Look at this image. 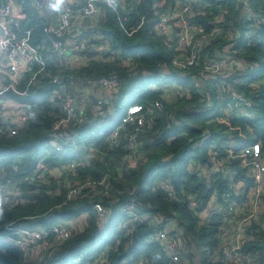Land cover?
Here are the masks:
<instances>
[{
	"label": "trees",
	"instance_id": "trees-1",
	"mask_svg": "<svg viewBox=\"0 0 264 264\" xmlns=\"http://www.w3.org/2000/svg\"><path fill=\"white\" fill-rule=\"evenodd\" d=\"M153 2L126 0L122 10L116 0L98 2L99 22L85 23L74 38L77 45L85 43L76 58L87 65L63 69L44 51L39 52L40 59L46 58L43 66L36 64L23 75L18 91L28 86L27 96L14 97L27 104L29 118L13 137H0V184L17 188L9 202L0 205V236L12 222L32 231L63 226L68 236L62 242L49 236L35 259L0 242V264H168L159 245L146 243L152 231L164 227L172 229L177 240L183 237L188 250L199 253L200 264H225L218 251L219 216L204 219L201 214L212 199L218 203L232 193V184L250 186L251 180L237 158L225 161L233 173L213 169L209 149L224 158L231 146L258 143L264 153V0H247L261 22L258 27L247 20L237 0H207L208 6L190 17L193 25L203 28L200 37L215 35L199 47L200 65L205 56L225 49L245 67L236 66L223 78L246 103L228 114L223 113L226 104L216 99L215 79L201 89L174 68L176 39L157 35ZM31 7L25 6L22 27L30 30L29 42L36 47L47 40L44 28L51 20ZM218 13H223L221 22L214 20ZM55 76L73 96L76 113L83 115L82 122H68L57 130L59 149L49 142L52 125L66 118L61 101L52 99L57 94L50 83ZM102 80L110 86H103ZM167 88L182 96L168 100ZM137 104L143 108V123H123L126 109ZM114 130L118 135L111 140ZM195 164L206 167L207 173L198 175L196 168H189ZM55 166L66 167L58 183L36 180L43 169ZM161 181L168 183L171 195L156 188ZM16 198L22 203H14ZM189 199L196 202L195 208ZM230 200L245 208L248 203L246 196L235 193ZM262 200L264 204V194ZM97 204L108 211L103 226L97 224ZM77 220H83L82 228L67 226ZM243 228L248 241L241 255L248 264H264V207L257 220Z\"/></svg>",
	"mask_w": 264,
	"mask_h": 264
},
{
	"label": "built area",
	"instance_id": "built-area-1",
	"mask_svg": "<svg viewBox=\"0 0 264 264\" xmlns=\"http://www.w3.org/2000/svg\"><path fill=\"white\" fill-rule=\"evenodd\" d=\"M29 1L31 3L30 6H32L31 8L41 15L44 12L45 4L52 0ZM101 1L110 2V0H85L83 3L82 0H71L45 26L44 32L47 35V40L41 45L34 47L29 42L30 30L22 27V22L27 18V14L22 10L21 5L17 3V0H1L0 58H3L5 63L0 65V137H13L29 118L26 112L27 104L19 102L14 96H27L28 86L23 91H18V86L23 79V75L31 72L34 65L40 64L43 66L46 58L40 60L38 57L40 55L39 52L45 51L47 58L51 55L49 60L56 61L58 66H62L63 69L77 68L72 65L73 60L76 59V50L84 49L85 43L81 42L77 45L74 38L79 31L78 28L81 29L85 23L96 24L99 22L100 14L96 4ZM201 1H204V3L202 4ZM237 1L242 3L247 20L253 21V25L258 27L261 22L248 5L247 0ZM135 2L139 3L140 0H135ZM206 2L207 0H154L152 4L153 14L156 16L154 29L157 35L164 36L167 40L176 39V54L172 64L178 72L191 76L195 82V86L201 89H207V82L215 79V86L217 88L216 99L226 104L228 108H223V113L228 114V110L232 107L246 104L242 97L237 95L223 80L236 66L240 67V62L235 60L224 49L223 51L217 52L216 56H205L201 65L199 64V47L203 46V42L209 41L208 39L213 38L215 35L211 33L210 37H200L203 33V28L193 25L190 17L208 6ZM222 14L218 13L216 15L215 22L222 21ZM217 31L218 29L215 28L214 32ZM65 35L67 37L62 39ZM68 39H73V41H70V44H68ZM197 65L200 66V69L194 72V67ZM38 72H44V68L41 67ZM50 83L54 84L57 89V94L52 99L56 103L61 101V107L66 112L65 119L61 118L52 125V134L49 136L50 144L53 146L57 145L59 149L57 130L64 127L63 125L68 122H74L75 120L82 122L83 115L82 113H76L73 96L65 88L64 84H62L61 77L55 76L51 79ZM101 84L103 86H110L106 80H102ZM180 96H182V92H180ZM28 99L32 100L33 97H28ZM154 106L156 108L161 107L158 102L154 103ZM142 110L143 108L139 104L129 106L121 117L122 122L126 123L138 119V124H142L143 119L140 116ZM219 121L223 122V119H219ZM117 135V130L112 131L110 139L114 140ZM227 152L226 157L217 158L216 151L213 147L209 149V156L213 161V169L226 174H228L227 172L233 173L234 171H231V168L227 169L225 161L227 158H237L241 167L246 169V176L251 180V184L250 186L242 182L232 184V193H225L218 203H216L215 198L214 200L212 199V203L210 204H213L214 207L209 214H218L219 216L218 223L221 228L217 236L219 240L218 251L222 252L225 264H248V261L240 253L241 246L248 241L243 226L249 221H256L264 207L262 200L264 194V153L262 152L261 145L258 143L244 147L231 146ZM70 166H73V164ZM37 167L40 168V164ZM189 168H196L198 175L207 173L206 167L201 165H190ZM3 173L4 169L0 167V177ZM35 177L41 183L49 182V176L44 171L38 173ZM156 185L157 189L161 188L167 191L168 195L172 194L167 182L161 181L156 183ZM6 187L11 191L8 192L9 195L6 198L0 196V205L3 202H9V198L14 192H17L16 187L6 184H0V191ZM233 193L236 196L244 195L247 197L248 203L246 208L244 206H237L233 200H230ZM70 195H74V192ZM20 202L22 203V199L18 198L14 201L16 204ZM189 206L195 208L196 202L193 199H189ZM96 210L99 217L97 224L103 226L108 211L98 204L96 205ZM124 213L130 214V211L126 210ZM131 215L138 221H143L137 214L132 213ZM14 224L15 222H12L4 227L3 235L0 236V242L10 246L12 244L18 249L20 255L23 256H26V251L34 252L36 247L39 250L42 246L44 248L47 245L44 243V240L49 236L53 237L52 240L54 242H62L68 236L67 230L63 226L54 225L49 228H43L40 231H32L27 229L26 226L18 227ZM164 228L152 231L147 236L146 243L159 245L169 260L168 264H188V261L183 256L188 250L185 239L179 233L178 235L181 238L177 240L170 234L172 229L168 230V227ZM27 256L35 258L30 255ZM123 264L140 263L130 261L129 263L124 262Z\"/></svg>",
	"mask_w": 264,
	"mask_h": 264
},
{
	"label": "rangeland",
	"instance_id": "rangeland-1",
	"mask_svg": "<svg viewBox=\"0 0 264 264\" xmlns=\"http://www.w3.org/2000/svg\"><path fill=\"white\" fill-rule=\"evenodd\" d=\"M117 1V3L119 4V6H120V10H122L121 8H123L122 7V5L124 6L125 4H126V0H116ZM72 65L74 66V67H82V66H85V65H87V62L85 61V60H80L79 58H76V59H74L73 60V63H72ZM240 68H245L244 67V65L242 64V62H241V64H240ZM253 86H255V85H253ZM257 86L258 85H256L255 87H253V88H257ZM168 89H170V88H167V89H164L165 90V92L167 93V97H168V100H172V99H174V96L175 95H177V96H179V94H180V92L179 91H175L174 89H171V90H168ZM99 92H100V90H99ZM101 93L102 92H100V95H101ZM94 96H96V95H98L97 93H92ZM102 95H106L105 94V92H103L102 93ZM227 117V116H226ZM219 119H223L222 117L221 118H219ZM225 119V118H224ZM92 152H90V153H88L87 155H89V154H91ZM66 167H61L60 168V166H55V167H47V168H45L43 171L45 172V174L46 175H48L49 176V182H51L52 180H54V184H56V183H58L59 182V180L61 179V177H62V175H61V173L64 171V169H65ZM57 169H59V170H57ZM69 171H71L73 168L71 167V166H69ZM62 172H61V171ZM76 172L74 171L73 172V174H75ZM56 182V183H55ZM11 190L9 189V188H5L4 190H2V191H0V196H4V198H6V196L7 195H9L8 194V192H10ZM42 248H43V246L40 248V250H39V248L38 247H36V250L34 251V252H31V251H26V253H25V255L27 256V255H30L31 257H37V254H39L40 253V251L42 250ZM194 257H196V256H194ZM35 258H31V259H35ZM197 258V257H196Z\"/></svg>",
	"mask_w": 264,
	"mask_h": 264
},
{
	"label": "crops",
	"instance_id": "crops-1",
	"mask_svg": "<svg viewBox=\"0 0 264 264\" xmlns=\"http://www.w3.org/2000/svg\"><path fill=\"white\" fill-rule=\"evenodd\" d=\"M52 2H53V0L49 1L44 6L43 14H44V17H45L46 20H53V18H55L56 14L58 12V11H53L52 10V7L50 6ZM70 2H71V0H64V3L61 5L60 9L64 5H66V4L70 3ZM0 3H1V0H0ZM17 3L21 5L22 10L25 11V13L27 14L25 6L26 7H28V6L30 7V1L29 0H22V1L21 0L20 1L17 0ZM18 9H19V7H18ZM68 42H70L69 39H68ZM38 57L40 59V55H38ZM40 60H42V59H40ZM4 63H5L4 59L0 58V65H2ZM213 207H214L213 204L208 205V207L206 208L204 213L201 214L202 218L205 219L208 216L209 212L212 211ZM83 225H84L83 220H77L76 222L71 221V222H69L67 224V226L69 228H78V229L82 228ZM229 229H235V228H229ZM180 252L183 253L182 251H180ZM185 253H187V254L185 255ZM185 253L183 254V256L186 258V261H188V264H200V256H199L198 252H196L194 250H187ZM194 256H196L197 258L194 257Z\"/></svg>",
	"mask_w": 264,
	"mask_h": 264
},
{
	"label": "clouds",
	"instance_id": "clouds-1",
	"mask_svg": "<svg viewBox=\"0 0 264 264\" xmlns=\"http://www.w3.org/2000/svg\"><path fill=\"white\" fill-rule=\"evenodd\" d=\"M63 3H64V0H53L50 6L52 7L53 11H59Z\"/></svg>",
	"mask_w": 264,
	"mask_h": 264
},
{
	"label": "water",
	"instance_id": "water-1",
	"mask_svg": "<svg viewBox=\"0 0 264 264\" xmlns=\"http://www.w3.org/2000/svg\"><path fill=\"white\" fill-rule=\"evenodd\" d=\"M0 32H1V30H0Z\"/></svg>",
	"mask_w": 264,
	"mask_h": 264
}]
</instances>
